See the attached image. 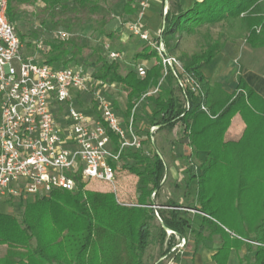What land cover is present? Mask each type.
<instances>
[{
	"label": "trees",
	"instance_id": "obj_1",
	"mask_svg": "<svg viewBox=\"0 0 264 264\" xmlns=\"http://www.w3.org/2000/svg\"><path fill=\"white\" fill-rule=\"evenodd\" d=\"M7 1L10 23H14L20 6L40 1L39 12L54 28L63 27L65 30H59L68 33L73 25L89 22L97 35L107 39L115 36L105 30L112 7L124 1L123 15H135L138 8L136 0ZM161 17L160 37L168 56V38L176 33L191 34L203 25L230 20L243 23L247 30L245 43L251 48L264 47V0H201L187 10L182 9L179 0H173ZM47 45L50 50L45 63L66 67L88 62L86 66L92 68L95 78L114 83L125 92L123 119L127 121L141 97L162 79L161 59L148 44L132 56L133 62L156 59L142 79L134 66L121 74L120 62L109 60L104 48L102 53L99 48L69 39L52 40ZM222 48L223 42L216 39L200 54L183 55V70L198 86L195 93L186 91L184 103L188 108L182 104V89L169 70L157 94L145 97L153 105L148 125L158 127L156 132L182 127L183 139L191 149L184 159L183 186L188 192L190 184L196 182L193 205H183L174 198L156 202L166 172L160 154L149 156L143 149H125L120 159L129 160L124 169L137 178L135 204H120L113 192L84 190L80 181L75 193L53 189L48 198L33 203L26 199L19 219L0 213V247H5L0 264H144V254L153 241L159 243L160 259L168 257L178 264L184 259L177 247L182 240L183 247L193 240L194 256L197 245L213 237L219 239V248L211 256L216 264H226L230 250L238 253L242 247L245 254L238 258L239 264H264V248L252 244H264V98L242 79L232 94L223 92L218 84L209 85L201 69ZM85 50L88 61L84 60ZM236 115L245 125L242 136L236 142H225L224 135ZM109 136L116 149L117 137L111 133ZM198 152L206 153L199 174L191 163ZM156 220L159 225L154 224Z\"/></svg>",
	"mask_w": 264,
	"mask_h": 264
},
{
	"label": "built area",
	"instance_id": "obj_2",
	"mask_svg": "<svg viewBox=\"0 0 264 264\" xmlns=\"http://www.w3.org/2000/svg\"><path fill=\"white\" fill-rule=\"evenodd\" d=\"M147 7L146 0L139 2L137 19L128 22L126 30L155 49L163 65L162 79L169 70L186 100V91L195 93L198 86L184 72L181 62L167 55L160 35L151 42L142 23ZM7 10L8 1L0 0V200L47 196L53 189L74 191L77 181L113 184V167L122 152L141 148L133 112L127 124L123 123L104 97L114 85L82 67H58L24 56ZM54 39L67 40L69 34L59 30ZM32 47L43 56L50 50L41 41L32 42ZM105 49L109 60L121 61L119 52L108 45ZM134 70L139 79L145 77L147 69L143 65H135ZM161 82L141 100L156 95ZM86 97L92 104L88 113L80 107ZM155 130L154 126L149 129L150 143L154 142ZM109 133L118 139L116 149ZM252 244L264 248V244Z\"/></svg>",
	"mask_w": 264,
	"mask_h": 264
},
{
	"label": "rangeland",
	"instance_id": "obj_3",
	"mask_svg": "<svg viewBox=\"0 0 264 264\" xmlns=\"http://www.w3.org/2000/svg\"><path fill=\"white\" fill-rule=\"evenodd\" d=\"M141 0H136L135 4H139ZM148 3L147 10L150 9L154 15L147 17L144 19V23L146 24V28L150 33L151 42L153 43L155 40L154 38L159 37L161 30L163 28V20L161 17V14L164 13V4L162 5V0H146ZM168 5L173 0H167ZM185 1V0H184ZM138 2V3H137ZM124 1L115 4L111 9V14L109 16V21L107 25L105 26V30L108 32H113L114 37L113 38H104L99 35H97L92 28V25L89 22H86L81 25H73L70 27V29L67 31L69 34V40H73L74 42H77L81 45H87L88 48H99L100 51L103 53V48L105 49V46L108 45L109 49L112 51H119L121 53V61H120V73L125 75L127 72L132 70V66H135L136 64L140 63V61L133 62L132 56L135 52L139 51L146 43L139 40L138 37H135L131 35L128 30H126V25L128 23V18L125 17V15L122 14V7H123ZM42 7V4L40 1H38L35 5H22L18 8L17 15L14 19V27L16 30L17 35L20 39H22V54L26 57H30L35 59L36 61L44 60V57L42 54L36 53L32 47V42L34 41H41L45 44L47 42H50L54 39V34L57 31V29H63V27H56L54 28L52 24L49 22V20L44 19V16L39 12V9ZM158 7V14L155 13V9ZM146 12V11H145ZM94 27H96L94 25ZM128 37V40L126 42H122L120 40V33ZM154 35H153V34ZM247 35V30L244 27L243 23L239 20H230V21H223L220 23H217L215 25H203L197 29L191 34H188L186 32H178L176 35L172 38H168V46L170 49L168 50V53L170 56L177 58L180 62H182L183 55L190 57L193 54H200L203 52L208 45V43L218 39L220 42H224V44L239 46L240 50L239 52L245 56V50H243V46H246V48L251 49V47L245 43V37ZM147 45V44H146ZM230 52V50H229ZM107 53L106 49L105 52ZM231 53V52H230ZM88 51H84V60L88 61L87 57ZM229 56L232 54H228ZM155 61H151L150 63H144L146 68H149L151 65H153ZM88 62L81 63V66L78 64H70L66 67H74L79 66L82 67L86 72L92 74L93 70L92 68H89L86 66ZM168 73V70H167ZM161 76H163V71H161ZM165 78V77H164ZM161 85H163V79H160ZM107 83V82H106ZM109 84V83H107ZM110 85V84H109ZM114 88L109 89L104 92V97L112 104V106L115 108V110L119 111L122 116L124 114L125 110V104H126V93L121 91L119 87L114 84ZM152 90V89H151ZM150 90V91H151ZM152 96V95H151ZM182 104L184 103V98L181 94H179ZM92 106L90 100L88 97H86L83 104L80 106L81 109L85 112H89L90 107ZM153 109V105L148 100H139L137 103L136 108L133 110L134 114V120H133V127L135 129V136L141 140V138L145 137L146 134V128L147 124H149V119L151 117V112ZM136 116H137V124H136ZM124 118V117H123ZM125 123L127 124V119L125 118ZM129 120V119H128ZM182 136V129L181 127H177L172 132H166L164 133V143L163 146H161V150H158L156 146H154L155 142L152 143H145L144 141H141V148L145 152L146 155L151 156L153 152H158L160 154L162 161L166 166H171L170 159L172 160V153L178 159V155H181V146L180 140ZM144 144V146H143ZM129 163L128 159H119L118 163L115 167V182L111 185L97 182V181H91V182H81L84 184V190L89 191H96V192H113L116 195L117 201L120 204L125 205H132L135 204L137 201V197L139 194L138 184H137V178L134 175H131L127 170L124 169V166ZM192 165L194 167L198 166V162L192 158L191 161ZM177 165V169L179 170V167L183 168V162L181 160H177L175 162ZM78 189L76 188L75 191H71V193L77 192ZM182 189H175L172 188V185L170 183V180H168L167 183H163L161 192L159 197L156 199V202L163 203L166 199L171 198L172 196L176 197L183 196ZM48 196V195H47ZM45 196V198H48ZM40 198H44V196L29 198L27 200H30L29 203H33L37 201ZM153 198V195H152ZM177 198V197H176ZM22 200V199H21ZM19 200L18 198H14L11 200H0V213L9 214L16 219H19L23 210L24 205L26 204L24 199L23 201ZM184 202V201H183ZM23 204V205H22ZM185 205H190L191 203L189 201L184 202ZM193 216V214H192ZM193 218L196 220V217L193 216ZM155 225H159L158 220L155 221ZM152 232L154 229H151ZM216 244H209L208 241H204L203 243H199L196 247V255H192L195 246L193 243V240L190 239L187 246L183 247V241L177 246L181 250V254L183 256V260L178 264H197L196 257L199 253H201V250L205 247L210 251L215 250V247L219 243L218 237H215ZM207 246V247H206ZM210 246V247H209ZM212 246V247H211ZM0 251L5 252V247L1 246ZM2 251V252H3ZM200 251V252H199ZM160 246L158 241H153L150 246L147 248L143 260L144 264H155L156 262L161 261V264H174L170 259L171 258H162L160 259ZM245 253L244 248L238 253V256H243ZM1 254V253H0ZM209 252L204 253V256L202 259H208ZM250 258L253 256V254L248 255ZM233 264V263H231Z\"/></svg>",
	"mask_w": 264,
	"mask_h": 264
},
{
	"label": "crops",
	"instance_id": "obj_4",
	"mask_svg": "<svg viewBox=\"0 0 264 264\" xmlns=\"http://www.w3.org/2000/svg\"><path fill=\"white\" fill-rule=\"evenodd\" d=\"M195 1H201V0H185V1L179 0L183 10L189 9ZM155 13L158 14V7L157 9H155ZM152 15H154V13L150 9L146 10L144 17L142 19V23L144 24L145 27H146V24L144 23V19ZM125 17L128 18L127 20L128 22L135 21L137 19L136 14L135 15H125ZM119 33H120V40L122 42H126L128 40V37L122 34L121 30L119 31ZM239 48H240L239 46L237 47L234 44L229 45L228 43L224 44L223 42L222 50L214 56V58L211 60V62L206 67H203L201 69V73L205 77V79L208 81L210 86H213L214 84H218L221 90L227 94L234 93L239 83V80L242 79L246 82V84L251 89H253V91L256 94L264 98V47L257 48V49H253V48L249 49V48H246V46H243L242 49L245 50V56H243V54L239 52L240 50ZM229 50L231 53L229 52ZM228 54H232V55L229 56ZM151 61H155L153 65L156 64L155 58H152L149 61L142 60L138 64L143 65L146 68L144 63H150ZM153 65H151L150 67H152ZM149 68H146V69L148 70ZM85 99L86 98H84V101ZM118 113H119L118 114L119 117L124 123L122 114L120 112ZM135 119L138 120L137 116ZM136 124H137V121H136ZM151 127L153 126H150L147 124L145 137L141 138V141H144L145 143L147 142V139L150 137L149 129ZM177 127H181V126L177 125L174 129H176ZM244 128H245V125L243 121L241 120L240 116L239 115L234 116L231 120L228 130L226 131L224 135V141L225 142L238 141L242 136ZM157 129L158 127H156V130ZM174 129L172 131H174ZM156 130L153 133V139L155 142L154 146H156L158 150H161V146H163V143H164L165 130L157 131V132ZM180 143H181V146L179 147L181 148L180 149L181 155L180 156L178 155V159L184 163L183 164L184 166L183 168L179 167V170L177 169V165L175 164V162L178 159H176V157L172 153V160L170 159V161L171 163L174 161L173 162L174 164H171V166L165 165L166 172H165V177L163 179V183H167L168 180H170L172 188L182 189L183 196L177 195L176 196L177 198L174 196H172L171 198H174L175 200H177L179 203L183 205H185L184 204L185 201H189L191 203L190 204L191 206L194 204V200H195L196 182L194 181L190 184L188 192L184 191V186H183V181L185 180V172H186L184 159L190 155L191 149L187 145L186 141L183 139V134L181 136ZM194 159L198 162V166L194 167L195 172L199 174L200 173L199 167L205 161L206 153L198 152L196 156L194 157ZM208 242L209 244L215 245L216 244L215 237H213L212 240ZM213 247H215V250L213 251H210L205 247L201 250V253H199L198 256L196 257L197 264H216L214 261H212L211 256L219 248V243L217 246H213ZM242 248H244L245 250V247H242ZM0 249H3V247L2 248L0 247ZM2 251H0L1 253L0 257L4 254V251L3 252ZM205 251L209 252L207 260L202 259ZM238 253L233 249L230 250L226 264H231V263L239 264L238 258L241 256H238Z\"/></svg>",
	"mask_w": 264,
	"mask_h": 264
},
{
	"label": "water",
	"instance_id": "obj_5",
	"mask_svg": "<svg viewBox=\"0 0 264 264\" xmlns=\"http://www.w3.org/2000/svg\"><path fill=\"white\" fill-rule=\"evenodd\" d=\"M164 7L166 8V10H167V8H168V1L167 0H164ZM164 228V227H163ZM164 230L166 231V232H168L165 228H164Z\"/></svg>",
	"mask_w": 264,
	"mask_h": 264
}]
</instances>
